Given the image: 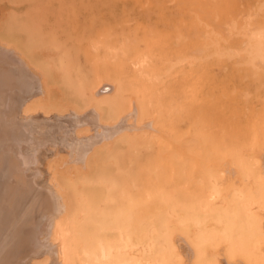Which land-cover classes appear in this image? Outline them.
<instances>
[{
  "label": "bare ground",
  "instance_id": "1",
  "mask_svg": "<svg viewBox=\"0 0 264 264\" xmlns=\"http://www.w3.org/2000/svg\"><path fill=\"white\" fill-rule=\"evenodd\" d=\"M121 31L89 35L83 61L56 37L43 40L45 54L35 52L40 41L31 36L54 30L23 36L0 24V61L12 64L0 67L5 84L19 81L28 89L14 102L19 114L96 125L76 131L86 142L76 154L37 144L15 149V129L0 114V242L7 250L0 264H15V253L23 264H264V101L246 138L213 141L200 129L172 128L176 109L161 106L164 114L157 113L154 97L173 72L200 59L236 58L245 75H256V65L264 66V27L242 28L232 50L226 37L207 28L199 54L176 52L163 70L151 46L138 47ZM229 32L237 29L231 25ZM108 63L117 71L107 70ZM123 75L151 89V97L127 102ZM157 114L151 128L143 124ZM133 125L141 130H124ZM154 135L167 141L153 154L158 174L141 176L135 148ZM12 148L22 179L6 168L7 154L1 156Z\"/></svg>",
  "mask_w": 264,
  "mask_h": 264
},
{
  "label": "rangeland",
  "instance_id": "2",
  "mask_svg": "<svg viewBox=\"0 0 264 264\" xmlns=\"http://www.w3.org/2000/svg\"><path fill=\"white\" fill-rule=\"evenodd\" d=\"M0 20L7 22L13 30L23 36L26 31L54 30L56 34H50L46 38H31L47 42L48 39L56 37L52 41L66 42V46L75 50L77 58L83 61L87 47L85 40L89 35L122 30L131 36L133 43L138 47L151 46L160 56L158 66L163 70L166 67L163 61L174 56L176 52L186 55L199 54L203 49L207 28L226 37L225 43L229 49L236 48L240 39L238 31L245 27H264V0H0ZM231 25L237 29L236 35L229 32ZM40 42H36L38 48L35 51L45 54L42 47L46 49L47 44ZM237 61L238 59L227 56L200 59L195 67L173 72L154 95L160 102L157 113L164 114L161 106L165 109H176L171 116L172 128L187 131L200 129L213 141L246 138L252 129L250 124L254 123H251V115L264 101V66L258 63L257 74L248 77L245 71L242 72L243 67L238 65ZM106 65L107 70L111 69V73L117 71L116 63ZM126 80L128 87L123 96L127 102L137 98L147 100L153 94L151 89L147 90L141 85L135 86L130 76H127ZM16 83L17 85H6L3 74L0 75V87L4 90L0 92V109L4 111L10 103V110L0 114L4 113L3 117L8 119L15 129V137H11V141L16 144L15 149L29 148L37 144L45 145L48 151L65 147L76 154L82 150L81 145L86 142L79 141L74 134L83 127L93 130L96 125L89 121L80 127L58 116L22 117L19 114L21 109L17 108L14 102H17L19 94L23 96L26 89L24 83ZM244 94H249L248 104L246 102L241 105ZM134 115L133 111L127 116L131 125L135 120ZM158 116L153 115L143 124L151 128ZM140 126L133 125L124 130L133 131L135 134ZM166 143L165 138L154 135L145 142L146 146L144 142H140L141 146L136 144L137 171H142L141 176L153 177L158 174L157 159L153 158V154L161 144ZM16 151L14 148L7 149L1 156L7 154L4 158L6 168L11 169L15 178L22 179L24 170H16L12 166L15 165L12 155ZM26 153L27 151L22 152ZM1 168L2 173H6L5 167ZM27 168L31 174L27 179L32 182V165ZM139 174L135 176L138 182L141 181ZM6 251L3 239L0 242L2 261H5L3 253ZM15 259V264L17 261L18 264H23L22 260H25L21 255L16 256V253ZM9 264L13 262L10 260Z\"/></svg>",
  "mask_w": 264,
  "mask_h": 264
},
{
  "label": "water",
  "instance_id": "3",
  "mask_svg": "<svg viewBox=\"0 0 264 264\" xmlns=\"http://www.w3.org/2000/svg\"><path fill=\"white\" fill-rule=\"evenodd\" d=\"M7 59H9V58H7ZM9 62H11V61H9ZM3 63H5V62L4 61H0V67H3ZM5 65H6V67L12 66V64H9V63H5ZM0 75H2V71L1 70H0ZM1 91H4L3 87H0V92Z\"/></svg>",
  "mask_w": 264,
  "mask_h": 264
},
{
  "label": "crops",
  "instance_id": "4",
  "mask_svg": "<svg viewBox=\"0 0 264 264\" xmlns=\"http://www.w3.org/2000/svg\"><path fill=\"white\" fill-rule=\"evenodd\" d=\"M1 23H3V22L0 20V24H1ZM35 52L37 53V51H35ZM38 54H39V53H38ZM26 90H28V89H26ZM29 90H32V89L29 88ZM33 90L38 91V87H35ZM104 90H105V91H103V93H108V92L110 93V92H111V90H108V89L106 90L105 88H104Z\"/></svg>",
  "mask_w": 264,
  "mask_h": 264
}]
</instances>
